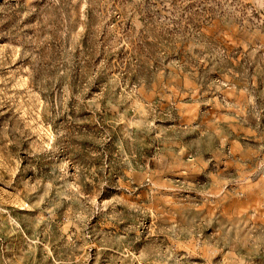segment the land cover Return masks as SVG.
Here are the masks:
<instances>
[{
  "label": "rangeland",
  "instance_id": "obj_1",
  "mask_svg": "<svg viewBox=\"0 0 264 264\" xmlns=\"http://www.w3.org/2000/svg\"><path fill=\"white\" fill-rule=\"evenodd\" d=\"M0 264H264V0H0Z\"/></svg>",
  "mask_w": 264,
  "mask_h": 264
}]
</instances>
